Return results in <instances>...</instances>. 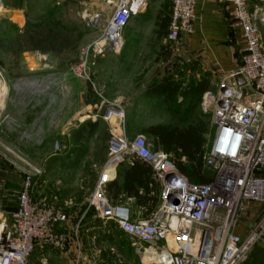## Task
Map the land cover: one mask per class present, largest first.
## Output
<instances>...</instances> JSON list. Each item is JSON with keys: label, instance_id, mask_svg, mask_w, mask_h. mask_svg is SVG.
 Wrapping results in <instances>:
<instances>
[{"label": "built area", "instance_id": "obj_1", "mask_svg": "<svg viewBox=\"0 0 264 264\" xmlns=\"http://www.w3.org/2000/svg\"><path fill=\"white\" fill-rule=\"evenodd\" d=\"M100 1L111 17L74 66L78 76L87 72L91 57L121 50L125 29L147 10L151 0ZM197 1L170 0L168 42L192 32ZM229 1L234 7V26L246 48L238 70L216 91L202 95L201 107L213 115L214 130L203 157L210 181L191 182L169 155L154 151L146 137L129 140L119 131L111 140L109 158L89 199L88 209L95 211L97 219L112 223L139 244L146 264H244L264 240V42L250 0ZM101 12H94L93 20L100 19ZM4 13V0H0V19ZM239 77L244 86L237 85ZM112 117L121 121L125 115L120 109H111L105 119ZM130 156L146 161L161 187L156 210L135 220L126 204H113L106 192ZM23 174L17 209L9 215L0 212V264H30L38 248L69 253V240L59 230L70 220L65 205L47 197L36 198L35 175ZM250 205L260 207L259 216L241 238L235 231ZM79 228L80 224L76 234Z\"/></svg>", "mask_w": 264, "mask_h": 264}, {"label": "rangeland", "instance_id": "obj_2", "mask_svg": "<svg viewBox=\"0 0 264 264\" xmlns=\"http://www.w3.org/2000/svg\"><path fill=\"white\" fill-rule=\"evenodd\" d=\"M4 4L21 12L23 20L13 18L8 23L4 16L0 19V81L5 86L0 97V160L20 168L22 178L23 171L35 175L36 197L61 200L63 205L69 204L66 200H73L72 205H66L71 219L59 230L69 240V256L75 258V264H146L139 244L117 234L112 223L100 221L95 211L88 209L97 177L109 158L111 140L124 131L129 140L136 135L146 137L151 147L144 132L151 121L180 129L205 121L211 130L212 112L201 107L202 96L186 98L180 93L175 103L136 109L131 83L125 82L124 90L119 92L121 88L110 74L98 68L97 58L89 59L86 73L78 76L73 71L86 46L111 17L103 1L4 0ZM97 11H102L100 19L93 20ZM257 18L264 35V10L258 12ZM137 35L149 38L152 31L144 29ZM155 49L159 48L153 43L147 54L149 59L158 53ZM31 50L57 54L60 71L21 77V56ZM174 51L171 61L158 69L175 76L173 80L180 84L181 93L209 79L204 73H186L181 63L192 61L183 50ZM118 97L123 99L117 100ZM111 109L122 110L125 118L106 120ZM87 115V120L94 121L93 126L78 141L77 126ZM169 156L176 164V157ZM180 161L190 166L184 158ZM126 205L137 218L134 206ZM34 261L37 262L36 257Z\"/></svg>", "mask_w": 264, "mask_h": 264}, {"label": "crops", "instance_id": "obj_3", "mask_svg": "<svg viewBox=\"0 0 264 264\" xmlns=\"http://www.w3.org/2000/svg\"><path fill=\"white\" fill-rule=\"evenodd\" d=\"M85 6L87 7L86 4ZM166 6L170 13V0H151L147 10L135 16L125 29L123 34L124 45L121 50L117 53H108L103 57H96L99 64L98 68L106 74H110L114 82L121 88L119 92L124 90L122 87L125 82L131 83L130 89L135 94L133 100L136 109L153 108L158 103L168 104L165 97L152 95L150 90L154 86L160 85L167 78H171V80L175 79L174 75L163 72V69H158L162 64L171 61L173 49L175 51L183 50L192 61H190L191 64L181 63L182 66H185L186 73L192 75L204 73L209 77L207 79L208 91H216L226 77L238 70L245 53L246 43L242 38L241 32L234 26L232 16L234 7L229 0H198L195 6L192 32L187 36H182V38L174 43L168 42L167 38L157 39L153 35L158 24L159 13ZM263 6L264 1L262 0H250L249 2L250 10L256 14L264 10ZM9 11L19 12L13 7L6 8V12ZM9 20L11 21V19H7L6 21L9 23ZM259 25L260 23L258 22V28L260 27ZM144 29L152 31V36L149 38L138 37L137 34ZM128 30L130 31L128 32ZM260 34L264 42V35L261 32ZM153 43L159 49H155L158 50V53L154 55L153 59H149L150 56L148 57L147 54ZM137 79L139 81L136 82ZM173 81L177 82V80ZM199 83L201 84L202 82ZM198 84L197 86L200 85ZM118 99H123V97H118ZM89 117L90 115L86 116V118ZM83 119L79 126H77L76 140L78 141L81 140V135H84V131L89 126L92 127L94 123L93 120ZM150 123V126L164 125V122L159 121H151ZM107 159L108 157L105 159V162ZM82 160L83 157H80L79 161L81 162ZM130 165V161L125 163L126 167ZM20 171H22L20 168L0 160V212H3L5 215L11 214L18 207L17 198L23 186V178L20 176ZM100 175L97 177L94 190ZM66 202H69L71 205L73 204L72 199L66 200ZM123 202V204L130 203L134 206L135 213H137V218L134 219L144 218L140 209L136 207L134 200L125 199ZM61 203L63 202L61 201ZM69 204L64 203L66 212L69 210L66 205ZM259 211V206L250 205L246 210V215L242 218L240 225L235 231L238 236L244 238L247 235L249 224L258 218ZM67 214L69 216V213ZM71 252L72 250H70ZM34 257L37 258V262L34 261ZM74 259V257L71 258L69 256V253L51 248H38L30 264H75ZM244 264H264V240L254 248L252 254Z\"/></svg>", "mask_w": 264, "mask_h": 264}, {"label": "trees", "instance_id": "obj_4", "mask_svg": "<svg viewBox=\"0 0 264 264\" xmlns=\"http://www.w3.org/2000/svg\"><path fill=\"white\" fill-rule=\"evenodd\" d=\"M169 25L170 13L166 6L159 13L158 24L153 32L154 37L157 39L167 38ZM208 87V82L204 81L189 92L181 93L179 83L167 78L160 85L154 86L150 93L165 97L166 102L170 104L176 102L179 93L186 98L192 96L200 98L208 91ZM208 130V122L195 121L184 129L156 125L146 128L144 132L151 141V148L154 151L163 150L168 155H174L177 160L176 165L182 174L193 183L206 184L210 178L204 169L203 157L208 143L206 135L209 131V136L213 134V126H211V130ZM181 158H184L190 166L183 165L180 161ZM128 161L131 165L128 167L125 166V163L120 165L118 179L107 185L106 192L113 204H123L125 199L134 200L136 207L143 215L142 217L146 218L158 207L161 187L154 178L152 167L146 161L136 156L128 157ZM119 179L121 180L119 181ZM114 227L117 234L126 237L116 226Z\"/></svg>", "mask_w": 264, "mask_h": 264}, {"label": "water", "instance_id": "obj_5", "mask_svg": "<svg viewBox=\"0 0 264 264\" xmlns=\"http://www.w3.org/2000/svg\"><path fill=\"white\" fill-rule=\"evenodd\" d=\"M16 14L18 12L9 11L4 13V17L13 19ZM20 60L21 77H36L56 73L60 70V58L52 52L26 51ZM236 83L239 86L245 85V81L241 77L237 78ZM243 92L246 94L245 89Z\"/></svg>", "mask_w": 264, "mask_h": 264}, {"label": "bare ground", "instance_id": "obj_6", "mask_svg": "<svg viewBox=\"0 0 264 264\" xmlns=\"http://www.w3.org/2000/svg\"><path fill=\"white\" fill-rule=\"evenodd\" d=\"M14 19L15 20H23L22 19V14L20 13L19 14V12H18V14H16V16L14 17ZM5 92V86L3 85V83L0 81V97H2L3 96V93ZM87 119H90V118H86L85 117V119H83V120H87ZM168 242H169V244H171V245H173L174 243V241H173V239L172 238H169L168 239Z\"/></svg>", "mask_w": 264, "mask_h": 264}]
</instances>
